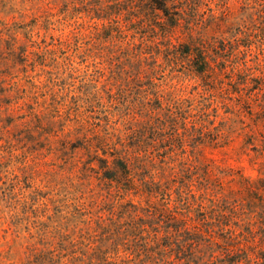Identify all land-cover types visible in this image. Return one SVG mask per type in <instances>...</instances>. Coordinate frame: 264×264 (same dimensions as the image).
<instances>
[{
	"label": "clouds",
	"instance_id": "1",
	"mask_svg": "<svg viewBox=\"0 0 264 264\" xmlns=\"http://www.w3.org/2000/svg\"><path fill=\"white\" fill-rule=\"evenodd\" d=\"M0 264H264V0H0Z\"/></svg>",
	"mask_w": 264,
	"mask_h": 264
}]
</instances>
